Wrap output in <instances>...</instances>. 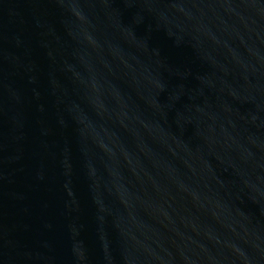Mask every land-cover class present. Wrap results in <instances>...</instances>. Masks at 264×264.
Returning a JSON list of instances; mask_svg holds the SVG:
<instances>
[{
	"label": "water",
	"instance_id": "obj_1",
	"mask_svg": "<svg viewBox=\"0 0 264 264\" xmlns=\"http://www.w3.org/2000/svg\"><path fill=\"white\" fill-rule=\"evenodd\" d=\"M0 264H264V0H0Z\"/></svg>",
	"mask_w": 264,
	"mask_h": 264
}]
</instances>
